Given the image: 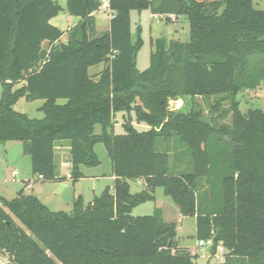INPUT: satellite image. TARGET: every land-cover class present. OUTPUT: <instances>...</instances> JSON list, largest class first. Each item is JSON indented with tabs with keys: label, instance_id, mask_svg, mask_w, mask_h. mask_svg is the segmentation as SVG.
Returning a JSON list of instances; mask_svg holds the SVG:
<instances>
[{
	"label": "trees",
	"instance_id": "16d2710c",
	"mask_svg": "<svg viewBox=\"0 0 264 264\" xmlns=\"http://www.w3.org/2000/svg\"><path fill=\"white\" fill-rule=\"evenodd\" d=\"M107 1L114 15L109 30L98 33L102 0H67V13L79 22L62 42L65 32L51 24L62 11L56 0H0V146L22 142L32 174L55 181L56 148L66 141L76 183L81 167L101 165L95 148L103 143L115 179L88 204L76 198L67 213L24 191L11 201L0 197L2 264H197L198 249L178 244L176 224L160 210L131 215L155 200L159 187L180 215L196 220V239H213L214 254L223 246V264H264V110L243 113L236 100L264 82V10L254 0ZM136 11L169 21L185 16L190 40L155 39L149 68L139 70ZM100 64V74L91 75ZM219 96L231 106L209 120L194 106L170 107ZM20 99L43 101L44 119L17 112ZM219 110L217 102L211 112ZM120 114L125 133L116 135ZM182 151L191 169L174 173L172 153ZM142 179L146 189L132 194L130 181ZM209 190L213 199L202 207L199 192Z\"/></svg>",
	"mask_w": 264,
	"mask_h": 264
},
{
	"label": "rangeland",
	"instance_id": "374dc122",
	"mask_svg": "<svg viewBox=\"0 0 264 264\" xmlns=\"http://www.w3.org/2000/svg\"><path fill=\"white\" fill-rule=\"evenodd\" d=\"M62 11L59 13V16L51 20V24L61 31L65 32V35L62 38V42L67 40L68 37V30L74 27L78 22L79 19L76 17L71 16L67 13V0H56ZM254 6L256 9L264 10V0H254ZM113 17V13L106 9V7L102 6L96 15V31L98 33L106 32L110 21ZM138 29L141 31V36L143 39V46L141 51L139 52L137 58V68L139 70L144 71L149 68L150 64V56L154 49H152L151 42L155 41L157 38H166L169 41H180L186 43L190 40V29L189 23L185 16L176 17L174 20H168L166 17L162 16H152V13L149 11H141V12H132L131 15V31H133V36L136 39L137 34L139 33ZM104 64H100L99 66L91 67L90 73L94 75L97 72H100ZM262 86L260 89L256 91H242L240 92L236 100L240 102V109L243 113H246L250 108H259L264 110V82H262ZM2 93L1 85H0V95ZM220 103V110L211 112L213 105L216 103ZM63 101H60V104H63ZM44 104L43 101L37 100L33 102H26L25 99H20L18 103L14 106L15 110L19 113L26 114L32 119L42 120L44 119L45 115L41 112L42 105ZM170 107L175 110L178 108H184L186 111H189L192 106L201 109L203 114L207 120L210 117L218 116L223 111L228 110L231 106V103L223 99V96L219 97H212V98H203V97H196L194 101L187 100L184 102L183 100H177L170 102ZM122 114L117 117V124L120 123L123 119L121 118ZM227 123H231L230 117L225 120ZM138 130H145L147 127L146 125H136ZM101 133V128L97 127L96 134ZM116 135L124 134L125 129L120 124V126L115 127ZM25 144L22 142L16 141H9L4 145L0 146V163L3 160L2 155L5 154L7 150V160L10 166L12 160L18 161L22 166H26L25 163ZM96 153L101 161L102 165L100 167L99 172L105 173L108 175V171L111 167V161L109 159L107 149L105 145L98 144L96 146ZM28 156V155H27ZM21 159H23L22 162ZM190 158L187 155L186 151L178 152L175 154L172 153L171 156V168L173 169L174 173H185L190 171ZM0 166H2L0 164ZM6 165H4L5 167ZM88 169V167H87ZM1 174H3L2 169L0 168ZM13 170L10 171V174H7L8 180L15 177V180H18L20 177L16 176L15 174L11 173ZM32 190L30 193L36 196L41 202L52 209L53 211H62V212H71L73 209V205L76 199H74V187L72 183L69 181V188L66 190L64 194L59 193V188L55 189L57 182L53 181H34L37 180V176H33L32 178ZM21 186L25 185L23 182L18 181ZM91 182L84 181L79 187L78 190H82L84 195L87 196V201L95 198V195L89 197L90 193L88 191V185ZM111 183L109 180H104L101 185H99V191L97 193V197L100 196L101 188L103 185H107ZM12 182L10 183H0V197H8V200H11L13 193V188L11 187ZM131 185V193L132 194H140L143 190L146 189V185L143 182L138 181H130ZM105 187V186H104ZM221 187L218 184V187L215 188L214 197L216 201L220 197L222 200L221 195ZM212 193L209 191H200L198 199V203L200 206H204L213 199ZM153 197L155 200H150L148 202L142 203L141 206L137 207L133 210L132 216L134 217H141L146 215H152L154 211L160 210L163 219H165L168 223H175L176 224V231L178 233V238L181 239L184 245H194L198 239H196V220L191 217H183L179 213V208L173 201V199L169 196L164 194L163 188L159 187L153 193ZM209 198V199H208ZM212 198V199H211ZM88 204V203H87ZM201 207V209H202ZM210 211H212V207H209ZM16 222L21 225L18 219ZM22 226V225H21ZM199 257L196 260L197 264H223L225 261V254L218 251L216 255L214 254L213 247L211 245H206L204 247H199ZM8 261L6 256L0 254V263H6Z\"/></svg>",
	"mask_w": 264,
	"mask_h": 264
},
{
	"label": "crops",
	"instance_id": "0c3cea01",
	"mask_svg": "<svg viewBox=\"0 0 264 264\" xmlns=\"http://www.w3.org/2000/svg\"><path fill=\"white\" fill-rule=\"evenodd\" d=\"M104 7H106V9H108V3L105 4ZM96 15H97V13L95 14V17H96ZM109 26H110V24H109ZM108 30H109V27H108L107 31ZM103 67L100 70V72L104 69ZM100 72H97L94 75H99ZM121 118H122V116H121ZM121 123H122V121H120V123L117 124L116 126H120ZM140 125H143V124H140ZM145 128H146L145 130L148 129V127H145ZM70 150H71L70 143H68L66 141L63 143H58L57 148H56L55 162L57 165L58 179L53 181V182H57L55 189L59 188V191L61 190V192H59V193L64 194L66 192V190L69 188L68 182L70 181L72 183V186L75 188L74 189V199L81 197L82 199H84L85 203L87 204V203L92 202L95 198L89 200V202H86L88 199L87 196L84 195L82 190H80V191L78 190V187L84 181L91 182L88 185V191L90 193L89 197H92V195H95L94 197H97V193L99 191L98 189L100 188L99 185H101L103 183V181L106 179L111 181V183H108L107 185H103V188H101V190H100L101 192H99L100 195L103 193V191L107 187L112 189L114 181H115L114 176L112 175V167H110V170L108 171L109 172L108 175L105 173H101V172H99V170H100L102 163L99 167H95V168H88L87 169V167H85V166L81 167V172H82L84 178L81 179L80 181L74 183L73 180H71L70 176H69L71 173V169H72V164L70 162ZM95 150H96V148H95ZM7 154L8 153L6 150L5 154L2 155L3 160H1V163H0L2 165V166H0V168L2 169V172H3V174H1V172H0V183L12 182V185H11V187L13 188V192H12L13 194L12 195H14V196H12L11 199L17 197L20 191H24V193L27 195L31 194L30 192L32 190H34L32 185L30 187H28L29 182L30 181L33 182L31 178L34 176L32 174L31 157L29 155L28 156L25 155V157H23V159L25 158L24 160H25V163L27 164L26 166H22L18 161H14V160H12V162L10 163V166H9V163L7 160V156H8ZM23 159H21V161ZM22 162H24V161H22ZM4 165H6V166L4 167ZM11 170H13V172H11L13 174L15 172H17V174H15V175L20 177L18 180H15V177L10 179V180H8L7 177H5L7 174H10ZM18 181L23 182L25 185L21 186ZM34 181L36 182L39 180L35 179ZM39 182H44V180H41ZM138 182L139 183L143 182L146 185L144 179H142ZM1 198L8 200L7 199L8 197H5L4 195ZM8 201H11V200H8ZM178 244L180 246L193 247V248H196L199 250L198 241L194 245H184L182 243L181 239L178 238Z\"/></svg>",
	"mask_w": 264,
	"mask_h": 264
},
{
	"label": "built area",
	"instance_id": "2783aa9c",
	"mask_svg": "<svg viewBox=\"0 0 264 264\" xmlns=\"http://www.w3.org/2000/svg\"><path fill=\"white\" fill-rule=\"evenodd\" d=\"M102 2H103V6H105V4H107L108 3V1L107 0H102ZM153 17L155 16H161V15H152ZM162 17H164V16H162ZM169 18L170 19H172V20H174V19H176V16L175 15H173V16H169ZM14 174H17V172H15ZM70 176V175H69ZM37 179L39 180V181H41V180H44V178H43V176H41V175H38L37 176ZM32 185V182L30 181L29 182V184H28V187H30ZM206 245H211L212 247L214 246V241H213V239H210V240H207V241H205V240H201V241H199L198 242V247H204V246H206ZM220 251L221 253H223V254H225V250H224V248H223V246L220 244V245H218L217 246V248H216V253L218 252V251ZM216 255V254H215Z\"/></svg>",
	"mask_w": 264,
	"mask_h": 264
},
{
	"label": "water",
	"instance_id": "95a60500",
	"mask_svg": "<svg viewBox=\"0 0 264 264\" xmlns=\"http://www.w3.org/2000/svg\"><path fill=\"white\" fill-rule=\"evenodd\" d=\"M59 192H61V190Z\"/></svg>",
	"mask_w": 264,
	"mask_h": 264
}]
</instances>
